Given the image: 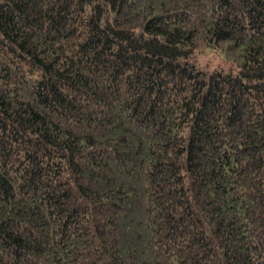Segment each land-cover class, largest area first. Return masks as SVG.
Here are the masks:
<instances>
[{
  "label": "trees",
  "instance_id": "obj_1",
  "mask_svg": "<svg viewBox=\"0 0 264 264\" xmlns=\"http://www.w3.org/2000/svg\"><path fill=\"white\" fill-rule=\"evenodd\" d=\"M0 264H264V0H0Z\"/></svg>",
  "mask_w": 264,
  "mask_h": 264
},
{
  "label": "rangeland",
  "instance_id": "obj_2",
  "mask_svg": "<svg viewBox=\"0 0 264 264\" xmlns=\"http://www.w3.org/2000/svg\"><path fill=\"white\" fill-rule=\"evenodd\" d=\"M218 56L212 55L211 53H206L203 56L201 55V62L203 64L212 65L218 64L220 61V58H217Z\"/></svg>",
  "mask_w": 264,
  "mask_h": 264
}]
</instances>
